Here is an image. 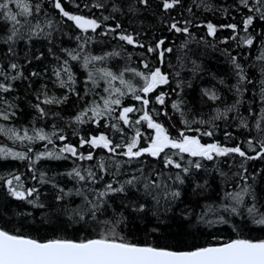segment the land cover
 I'll return each instance as SVG.
<instances>
[{
	"label": "trees",
	"instance_id": "trees-1",
	"mask_svg": "<svg viewBox=\"0 0 264 264\" xmlns=\"http://www.w3.org/2000/svg\"><path fill=\"white\" fill-rule=\"evenodd\" d=\"M55 2L30 0L31 4L40 5V11L29 19L33 24L40 23L44 29L31 39L22 28L23 39L5 43L11 24L0 18V66L9 78L17 75V71L9 68L11 63H17L21 73L15 81L0 77V81L12 84L10 92L0 95L13 106L9 108L10 113L15 112L9 120L0 118L3 127L0 149L4 150L0 152V230L39 242L59 239L79 243L108 238L176 252L220 246L236 239L264 241V224L256 222L264 218V148L261 147V141H264V58H259L264 53V19L260 18L264 13V0L261 3L247 0V6L241 0H178L169 9L163 7L164 0H147L146 4L141 0H60L61 7L70 15L95 19L101 25L95 31L87 32L77 29L74 22L55 7ZM249 16L253 17V24L245 32L244 21ZM173 23L177 27H187L188 33L176 32L171 28ZM209 23L217 28L215 35L209 33ZM229 24H235L237 28L222 27ZM105 32L107 35L103 34ZM121 34L131 35L144 47L137 43L127 44L119 39ZM249 36L253 38L251 46L242 42ZM160 40L165 41L160 50L172 49L170 53L165 52L163 60L156 52L147 51L148 47L155 48ZM10 46L12 53L8 51ZM116 52L120 55H114ZM69 53L78 55L79 59L72 60ZM93 56L105 59L93 61ZM233 58L247 77L243 83ZM86 59L90 61L87 68L84 67ZM64 61H68L67 66L75 81L71 90L59 88L52 81V69ZM142 62H148L149 69L159 67L168 75L169 83L158 85L152 93L143 94L139 92L143 83L141 78L130 71L124 72V79L136 88V94L145 95L149 104L144 108L117 80L113 87H120L125 96L113 116L118 115L123 107L133 106L137 111L130 113L129 118L134 122L143 115L140 110L143 109L173 138H178L179 131L185 130L184 120L190 123L204 120L208 123H191V127L199 128L201 133L213 131L211 137L201 136L202 143H219L229 148L239 146L246 156L230 153L211 161L187 154H182L183 160L173 156L190 169L187 174L180 173L184 183H179L173 180L180 170L165 167L163 153L159 158L145 154L130 160L106 149H93L88 145L80 147L81 137L87 139L101 133L108 135L114 144H124L137 128L143 134L139 146H149L155 130L148 129L146 121L128 126L119 122L124 128L123 139L121 133L111 127L116 123L114 119L106 117L99 125L75 121V117L92 106L93 101L102 106L100 97L109 95L103 88L108 86L110 78L99 79L103 75L101 69L115 74L125 68L148 72ZM33 72L37 75L33 76ZM89 72L98 79L99 87H94L88 79ZM44 92L54 94L58 99L67 96V99L62 103L41 104L47 113L42 119L33 105L38 103V95L44 98ZM209 92L215 93L218 99L211 100ZM161 94L164 95L163 104L156 99ZM174 102L179 104V110L172 107ZM229 108L232 110L227 111ZM217 115L219 118L214 119ZM34 129H43L48 134L55 131L67 139L60 141L52 136L54 143L48 144L47 141H22L12 133L16 130L23 136L27 130L29 135H34ZM64 144L76 146L85 156L93 152V160L80 161L68 153H63L59 159L44 156L36 160L39 153L52 151L60 154ZM123 151L126 148L117 149V153ZM165 151L172 153L176 150ZM8 152L23 153L26 158L8 155ZM102 158L106 173L96 166ZM189 160L200 162L201 167H192ZM89 167L96 173L98 182L94 184L78 182L68 175L74 168H79L83 174ZM140 169L146 175L160 173L159 180L167 182V187L150 190L149 194L143 183L135 186L124 183L133 175L140 176ZM16 176L20 177L19 181L14 179ZM169 176L173 180H169ZM8 180H12L11 185ZM109 183L113 188L124 185V191L108 192L103 198V207L93 219L88 212L90 205L83 196L75 193L79 189L89 200H95L91 190L105 191ZM10 188L25 193L34 188L38 193L22 200L13 196ZM69 192L70 195H65ZM172 192H179V196L173 197ZM230 193H240L242 203L236 204L229 197ZM58 196L64 198L58 200ZM225 205L237 207V213L226 211ZM253 206L258 210L255 216L247 212V208ZM80 214L84 219H80ZM113 230L114 237L111 235Z\"/></svg>",
	"mask_w": 264,
	"mask_h": 264
},
{
	"label": "snow or ice",
	"instance_id": "snow-or-ice-1",
	"mask_svg": "<svg viewBox=\"0 0 264 264\" xmlns=\"http://www.w3.org/2000/svg\"><path fill=\"white\" fill-rule=\"evenodd\" d=\"M142 3H147V0H141ZM178 0H172L171 3L168 0H164L163 7L165 9L172 8ZM257 3H261V0H256ZM241 3L247 6V0H241ZM10 5L12 7H10ZM55 7L60 9L65 17L75 21L76 24L87 32L89 29L95 31L97 28H100L101 25L95 19H86L83 16L79 15H70L69 12L65 11L61 7L60 0H56ZM97 7H103V5H97ZM40 5H33L30 3V0H0V18L10 22V34L7 36L5 43H15L19 39L24 38V34L21 32V29H25L28 33V38L31 39L33 35L39 36L44 29L41 27L40 23H32V20L29 17H33L35 14L39 13ZM258 11V10H257ZM261 19H264V13L260 15ZM105 20L108 17H104ZM253 24V17L249 16L244 21V31L247 32L248 27ZM51 26L50 24L48 25ZM119 28V25L116 26ZM222 27H228L233 30L237 28L235 24H229ZM171 28L176 32L188 33L187 27H177V24L173 23ZM208 31L211 35H215L217 28L209 23L207 25ZM115 31V29H112ZM107 35V33H103ZM47 35V34H46ZM235 39V36L232 37ZM79 40L80 37H77ZM90 39V38H89ZM120 40L125 41L129 45L137 43L131 35L121 34L119 36ZM88 40H85L87 43ZM244 43L251 46L253 44V38L251 36L243 38ZM165 41L160 40L157 42L156 47H148L147 51L149 53L156 52L158 57L163 60L165 52H172L171 48H164L160 50L164 45ZM83 46V45H82ZM139 47L143 48V44H138ZM9 53H12V47L8 49ZM108 55H113L109 53ZM114 55L119 56L120 53L116 52ZM69 56L72 60L79 59L78 55H73L69 53ZM39 58V57H37ZM259 58H264V53ZM105 57L93 56L91 60L99 61L103 60ZM88 59L84 62V67L87 68ZM233 63L235 67L239 69V79L243 83L247 80L246 75L243 73L241 66L236 63L235 58H233ZM64 67L60 70H57L54 75L59 80L60 87H66V81L60 79V72L64 71L67 74V81L75 83L73 80V75L70 69L67 67L68 61L63 62ZM143 68L148 69V72L138 71L137 69L125 68L119 74H115L110 70L101 69L100 72L103 73L99 79H104L105 77L110 78L107 81V87L103 88L105 93H108V96H101L102 106L95 101H93L92 106L83 110L80 114L75 117V121L79 124H85L89 122H94L99 125L100 121L106 117L114 119L116 123H112L111 127L121 133L122 139L124 138V128L120 127L119 122H122L123 125L128 126L131 124L139 125L141 121L147 122L148 129H154V137L150 138L149 146L140 147L139 142L142 138L141 131L137 128L134 132V135L130 138L127 143L124 144H114L113 141L106 134H99L98 136H90L87 139L81 137L79 144L80 147L88 145L89 148H102L106 149L109 153L123 155L128 157L130 160L133 158H139L145 154H148L152 157L159 158L161 153L164 154L163 161L165 167L173 166L176 169H179L180 172L176 173L174 180L169 176V180L173 182L178 181L179 183H184V180L180 173L187 174L189 172V167H185L179 162V160H174L173 156H178L180 160H183L182 154H187L190 157H199L202 159H207L209 161L214 160L216 157L226 156L230 153H237L241 157L246 156V152L241 150L239 146L236 147H225L221 146L219 143H209L204 144L201 142V136H213L212 130H206L200 132L199 128L193 129L191 123L205 124L208 123L204 120L192 121L191 123L187 120H184L185 130H181L178 133V138H173L170 136L168 130L160 123L154 122L151 115L148 111H143V115L136 119L134 122L130 120L129 114L134 113L137 109L133 106L123 107L122 110H119L118 115L113 116V113L117 112L119 107L122 105V97L125 96V92L122 91L120 87H113V82L119 81L121 85H124L127 88V91L132 93L133 98L136 101H140L141 104L146 108L149 104V100L145 95L136 94V88L129 82L124 79V72L130 71L134 76L141 78L143 83L139 87V92L143 94L152 93L155 91L158 85H164L169 83L168 75L162 73L159 67L154 69H149L148 62H142ZM19 65L17 63H11L9 68L11 70L17 71V75L9 76L7 75L6 70L3 69V66H0V77H3V80L15 81L18 79L21 73L18 71ZM33 76L37 75L35 72L32 73ZM88 79L92 81L94 87H99L98 79L93 77V73L89 72ZM249 83L251 81H248ZM12 90L11 83H5L0 81V93H8ZM71 90V89H70ZM246 90V89H245ZM237 91H240V88H237ZM264 91V89H262ZM43 99L41 96H37L36 99L38 103L33 105L36 108L40 118H44L47 113L41 104L50 105L53 103H62L67 99V96L62 99H57L55 97L49 98L47 93H42ZM78 95V94H77ZM211 100L215 101L218 99V96L215 93H212L209 97ZM156 99L160 104L164 103V95H158ZM0 102L7 104L9 108L13 106L0 95ZM172 107L179 110V104L173 103ZM229 108L227 111H231ZM89 113L92 115L89 116ZM226 115V113H225ZM11 116H15V112L9 113L8 111L0 108V118L4 120H9ZM219 115L214 119H218ZM246 126V125H245ZM259 123L257 128H259ZM0 130H3V127L0 126ZM186 132H195L200 133L199 135H188ZM13 135L16 139L19 140H28V141H47L48 144H53L52 136H56L60 141H64L67 137L58 132H52L51 134L45 133L43 129H34V135H29L27 130H24L23 136L19 135L16 130H12ZM251 144V141H249ZM47 147V145H45ZM121 147L126 148V151L117 153V149ZM261 147L264 148V141H261ZM166 149L176 150L175 152L169 153L166 152ZM3 149H0V152H3ZM63 153H68L72 157L77 158L80 161L88 160L92 161L94 158V153L89 152L86 156L83 153L78 151V148L72 144H64L60 149V154H56L52 151H47L46 153H39L36 156V160H39L41 157L47 156L49 158H62ZM8 155L18 157L20 159H25L26 156L23 153H12L8 152ZM66 158V157H64ZM248 159H254L256 157H247ZM188 164L192 167L199 169L201 167L200 162L188 161ZM102 173H106L107 169L103 158L96 165ZM141 175L131 176L124 183L127 185L135 186L137 183H143V187L146 192L154 190L157 188L167 187V182H161L159 177L160 173H156L155 176L152 174H144L143 169H140ZM69 176L78 180V182L88 181L89 183L98 182L96 179V173L92 170L91 167L84 170L82 174L79 168H74L72 172L68 173ZM102 178V177H101ZM16 181L20 180L19 176L14 177ZM44 182V181H41ZM9 185L12 184V180H8ZM11 194L18 199H27L28 196H32L34 192L38 193V189H27L25 191H17L15 188H10ZM61 192H64L63 189H60ZM93 195L96 197L95 200H89L88 196L81 190H77L76 195H81L84 197L85 202L90 205L88 212L91 214L92 218L95 219L96 213L103 207L104 200L103 198L108 194V192H123L124 185H121L118 188H113L112 183H109L105 186V191L96 192L94 189L91 190ZM246 191V190H245ZM71 192L65 193V195H70ZM173 197L179 196V192H172ZM229 197L236 202V204L242 203V196L240 193L228 194ZM63 196H58L57 199H63ZM32 203L33 201H29ZM159 202V201H157ZM42 207V205H41ZM226 211H231L232 213H237V207L233 206L229 208L228 205H225ZM140 210L143 211V206L140 207ZM255 206L247 208V212L251 216H255L257 213ZM264 215V214H262ZM80 219H84V215L80 214ZM223 221V218H221ZM226 223V221H223ZM257 223L264 224V218L256 221ZM209 223H212L209 221ZM111 235L114 237V230L111 232ZM0 264H264V241L253 242L250 240L236 239L231 242L225 243L221 246L213 247H203L195 251L188 252H176L169 251L165 249H158L154 247H139L125 242H117L116 239L100 238V239H91L86 242H73L69 240H51L48 242H38L34 239L24 238L17 235H10L8 232L0 231Z\"/></svg>",
	"mask_w": 264,
	"mask_h": 264
},
{
	"label": "rangeland",
	"instance_id": "rangeland-1",
	"mask_svg": "<svg viewBox=\"0 0 264 264\" xmlns=\"http://www.w3.org/2000/svg\"><path fill=\"white\" fill-rule=\"evenodd\" d=\"M63 67H64V64H61V65H59V66H57V67H55V68L52 69V73H51L52 81H53V83H54L57 87H59V88H66V89L70 90V89L73 87L74 84L71 83V82H68V81H67V74H66L64 71H61V72H60V79L66 81V83H67V86H66V87H60V86H59V80H58L57 77L54 75V73H55L57 70H60V69H62ZM67 67H68V66H67ZM73 80H74V79H73ZM209 93H210V95L212 94L211 92H209ZM47 95H48L49 98L55 97V98L58 99V96H56V95H54V94H47ZM42 99H43V98H42ZM0 108L4 109V110H6V111H8V112L10 113V109H9V107L7 106V104H3L2 102H0Z\"/></svg>",
	"mask_w": 264,
	"mask_h": 264
},
{
	"label": "water",
	"instance_id": "water-1",
	"mask_svg": "<svg viewBox=\"0 0 264 264\" xmlns=\"http://www.w3.org/2000/svg\"><path fill=\"white\" fill-rule=\"evenodd\" d=\"M86 19H88V18H86ZM74 22V24H75V26L78 28V29H80V30H82V31H84L83 29H81L77 24H76V22L75 21H73ZM89 30H91V29H89ZM88 30V31H89ZM0 231H2V230H0ZM39 242V241H38ZM43 243V242H42ZM136 246V245H135ZM221 246V245H220ZM139 247H144V246H139ZM211 247H213V246H211Z\"/></svg>",
	"mask_w": 264,
	"mask_h": 264
},
{
	"label": "bare ground",
	"instance_id": "bare-ground-1",
	"mask_svg": "<svg viewBox=\"0 0 264 264\" xmlns=\"http://www.w3.org/2000/svg\"><path fill=\"white\" fill-rule=\"evenodd\" d=\"M77 28V27H76ZM78 29V28H77ZM80 30V29H79ZM82 31V30H81Z\"/></svg>",
	"mask_w": 264,
	"mask_h": 264
}]
</instances>
